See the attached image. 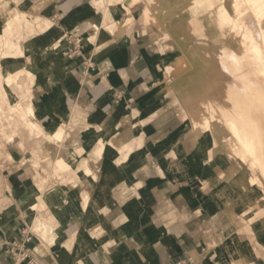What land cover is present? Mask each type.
<instances>
[{
    "label": "crops",
    "instance_id": "obj_1",
    "mask_svg": "<svg viewBox=\"0 0 264 264\" xmlns=\"http://www.w3.org/2000/svg\"><path fill=\"white\" fill-rule=\"evenodd\" d=\"M31 1L25 0L29 11ZM36 2L33 20L51 23L45 36L58 30L67 43L55 68H40L43 91L29 97L35 120L48 138L66 120L81 125L42 143L16 126V116L4 119L0 264H233L219 241L230 199L224 186L236 183L226 180L225 136L181 121L176 99L184 102L191 87L177 77L165 82L166 69L189 58L194 46L204 58L220 56L231 2ZM126 18L131 23L123 28ZM76 39L92 46L72 55ZM60 150L71 169L54 178ZM24 231L29 256L17 258L9 249Z\"/></svg>",
    "mask_w": 264,
    "mask_h": 264
},
{
    "label": "rangeland",
    "instance_id": "obj_2",
    "mask_svg": "<svg viewBox=\"0 0 264 264\" xmlns=\"http://www.w3.org/2000/svg\"><path fill=\"white\" fill-rule=\"evenodd\" d=\"M35 1L37 0L31 1L29 6L30 11L38 8L39 3H35ZM137 1L138 0H136V2ZM25 3V0H0L1 26L3 27L4 25H6L10 17L17 11H23L25 13ZM241 5L242 9L247 8L246 10L248 11L242 19L247 21L250 28L254 30L256 24L254 22V17L251 11L248 9L247 3L241 2ZM26 11L28 12V18L31 19L27 23V27L31 33V35L29 36V43L31 44V46H33L34 51L30 52L29 54H21L20 49L16 45H12L11 47V45L7 44L6 46L4 45L0 47V92L2 90L7 96V100L12 105H17L18 107V109L16 108L14 111H12L13 114L9 116L17 117L16 126L20 127V125H22L24 128L28 129L26 121H34L39 125V129L42 130H40L39 135L42 134L43 136L41 135L39 137L41 138V141L43 143V140L46 141L50 138L55 140L58 139V137H53L52 135L49 138L45 136L43 132V126H41V124H39L35 120L36 113L33 114L30 109V107L32 106V101L29 97L31 95L36 96V94L43 91L42 86L39 85L40 79L43 74L38 75L34 82H30V84L27 86L24 85L25 78L22 77L21 79H14L8 74L10 67L12 70H17L16 66H13V64L17 62L30 63L32 65L39 66V68H42V66L44 65L39 61L42 48L40 43L43 42L45 38H47V35L45 36V34L41 32H33V28L35 26V23L38 21V18L33 20L34 17L31 16V12L27 9ZM25 15L27 16L26 13ZM53 27L57 29L55 22L53 24ZM254 33L263 45L264 37L262 36V34L255 32V30ZM63 38L64 37L62 36V40L58 46V51L61 50L63 44L67 43ZM84 45L85 41H81V48L82 46L84 48ZM200 47H203V45H201ZM211 55L213 54L211 53ZM209 57H216L215 60H217V63H215V60L214 62H210V60H212L213 58ZM209 57L208 64L211 63L210 65H212V62L214 64V67H208L210 69L208 72L209 78L212 76H216L217 78L221 79H223L224 76L234 77L232 79H234L233 81L235 83L237 82V80L242 79L240 82H238L243 83V85H239V83H236L235 85L237 88H240L241 92L239 94H236L234 92L236 94L234 95L235 97L233 96L234 98L230 96H221L224 98L219 99L216 97H208L204 94V92L201 93V91L199 92L193 88L191 90H188V93L186 95V102L198 112H201L203 119L215 113L217 116H215L213 119L216 118L219 121L224 119V117L228 118V114H232L233 109L230 106L231 104L234 106L235 102L233 101V99L241 101L242 104L244 102L245 105H243L246 109V115H249V113H251V117L255 115L253 121H257L260 123L258 133L259 138L262 141V147H264V92L261 91V89L254 83V81H251V83H249L248 80L250 78L252 80L255 79L252 77V74H250L248 70L246 72L243 71L242 58L238 53V48L235 45L229 47L226 44L225 39L220 56ZM201 58L204 60L207 59L202 56V53ZM254 66L257 65L254 64ZM2 68H4V72H1ZM50 68L52 67L50 66ZM221 69H224L225 72L220 71ZM167 74L168 71L166 69L165 82L170 83L173 78L172 76H170V74ZM205 81L206 84L210 82L207 79ZM171 94H173L172 90ZM1 105L3 106L2 103H0V106ZM35 107L37 108V105H35ZM24 109H26V112L22 116L20 115V112H23ZM180 110H183V108H181ZM1 121L3 125L0 124V131L2 132L5 128V124L3 122L4 119L0 120V122ZM63 123L64 126L56 127L58 131H61L63 127H65L66 129H75L76 127L81 125V121L79 120H73L70 122L66 120ZM187 124L189 128L196 129L193 121L189 120ZM7 126L11 127L13 126V124L9 121ZM83 126L87 127L88 125L84 124ZM214 126L217 127L218 125L214 124ZM219 127L220 126H218L217 128ZM220 128L222 129V133L225 136L223 139H225L224 144L226 145L227 161L232 160L229 165L230 167H228V171L226 172V180H236L237 182H240L224 186L227 191V197L230 198L226 201L228 213L219 220V225L223 226V230L219 233V241L222 242L221 246L222 250L224 251V257L226 258L227 262H229V258L231 259V261L232 259H234L233 264H264V205L261 206L258 203L259 201H264V180L262 179V175L258 171V169L250 166L251 164L249 162L247 163V161L245 162L238 153L235 152L233 155L230 154L229 149L233 146V140L230 133L226 132L223 127ZM229 194H232V196L229 197Z\"/></svg>",
    "mask_w": 264,
    "mask_h": 264
},
{
    "label": "bare ground",
    "instance_id": "obj_3",
    "mask_svg": "<svg viewBox=\"0 0 264 264\" xmlns=\"http://www.w3.org/2000/svg\"><path fill=\"white\" fill-rule=\"evenodd\" d=\"M226 1L231 2V8H225L221 22L222 28L224 30L226 44L229 47L235 45L238 48V53L241 55L242 58L243 71L246 72L248 70L249 73L252 74V77L255 79L252 80L250 78L248 80L249 83H251V81H254V83L258 85L261 91L264 92V44L262 45V43L258 40L257 36L254 33L255 30V32L262 34V36L264 37V0ZM133 2H136V0H131V3ZM241 2L247 3L248 9L251 11L254 17V22L256 24L254 30L250 28L247 21L242 19L248 11L246 10L247 8L242 9ZM151 4L154 5L156 3L153 4V2H151ZM25 13L23 11H17L10 17L6 25L2 27L0 24V47L4 45L6 46L7 44L11 45V47L12 45H16L20 49L21 54H29L30 52L34 51L33 46H31V44L29 43V36L31 35V33L27 27V23L30 21V19H28V16H26ZM146 17L148 20L154 19L153 10L152 8H150V6H147ZM127 20L128 21L122 23L123 28H126L129 23H131L130 18ZM152 21L155 22V20ZM50 28L51 23L47 20L40 18L35 23L33 32H41L43 34H46L52 30ZM95 38H97V35ZM61 40V33L58 32V30H55L49 33L47 38H45L44 41L40 43L42 48L39 61L41 64H49L52 68H55L56 63L59 60L58 46ZM99 40H101V37H99ZM85 45L88 47L92 46L91 41L85 40ZM209 58H213L212 60H210V62H214V60L216 59V57ZM209 58H207L206 60L202 59L199 47H194L189 58L182 57L179 59L176 65L173 64L167 68L168 74H170L173 79L174 77H177L180 84L190 85L191 88L188 90L194 88L199 92L201 91V93L204 92L206 96L211 98L216 97L219 99H223L224 97L221 96L233 97L237 93L239 94L241 90L235 85L236 83H239L242 79L237 80V82L235 83L233 81L234 79H232L234 77L224 76V78L221 79L217 78L216 76H212L209 78L208 72L210 69L208 67H214L213 62L212 65H210L211 63L208 64ZM216 61L217 60H215V63H217ZM254 64H256L257 66H254ZM13 66H16L17 70H12L10 67L8 71L9 76L14 79H21L22 77L25 78V86L29 85L30 82H34V80L41 72L39 67L26 62H17L13 64ZM220 71L225 72L224 69H221ZM206 79L210 81L208 84H206ZM239 85H243V83H239ZM188 90L186 91V94L184 96V102H181L180 100L176 99L177 107L179 109L183 108V111L180 116L181 120L190 119L194 122L195 128L197 130H201L204 132H222V129L220 127H223L226 132L230 133L231 138L233 140V146L229 149L230 154L233 155L235 152L238 153L239 156L245 162H249L251 164L250 166H253L258 169V171L262 175V179L264 180V147H262V141L259 138L258 133L260 123L257 121H253V118L255 117L254 114L253 117H251V113H249V115H246L247 113H245L246 109L244 107L245 103L243 102V105L241 101L233 99L235 97L234 96L232 98L235 102L234 106L232 104L230 106L233 109V112L232 114L227 115V117L229 116L228 118L224 117V119L219 121L216 118L213 119L215 116H217L215 113H213L212 115L203 119L202 113L198 112L186 102V95L188 93ZM0 103L3 104V106H0V120L6 119V117L11 116L13 114L12 111H14L16 108L18 109L17 105L14 106L9 103V101L7 100V96L2 90L0 92ZM30 109L31 112L35 114L36 107L33 104ZM25 112L26 109H24L23 112H20V115L23 116ZM0 124H2V121L0 122ZM214 124H217L220 127L217 128L218 126L215 127ZM26 125L28 126V129L31 132H34L38 136H41L39 135L41 129H39V125L37 123L31 120H27ZM52 136L58 137L57 141H60L61 139H63L64 134L58 131L57 128H55ZM96 154H102L101 146H99L96 150ZM54 155L55 169L53 177L58 178L60 176V173L67 172L71 169V164L67 161L66 154L62 150L57 151V153H54ZM86 201L88 200L86 199ZM258 203L261 206L264 205V201H259Z\"/></svg>",
    "mask_w": 264,
    "mask_h": 264
},
{
    "label": "built area",
    "instance_id": "obj_4",
    "mask_svg": "<svg viewBox=\"0 0 264 264\" xmlns=\"http://www.w3.org/2000/svg\"><path fill=\"white\" fill-rule=\"evenodd\" d=\"M70 37H72V34H70ZM72 55L78 54L80 51H82L81 48V40L76 39L75 40V49L70 50ZM24 234V240L23 241H15L12 246L10 247L9 251L17 258H25L29 256V249L26 248V243L31 240V236L27 235L26 231L23 232ZM30 263H32L30 261ZM185 263V262H183ZM191 264V263H190Z\"/></svg>",
    "mask_w": 264,
    "mask_h": 264
}]
</instances>
